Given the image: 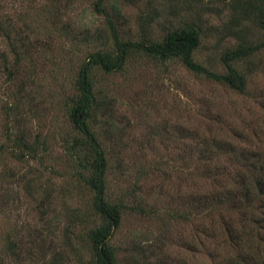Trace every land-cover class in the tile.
Returning a JSON list of instances; mask_svg holds the SVG:
<instances>
[{"label": "trees", "instance_id": "16d2710c", "mask_svg": "<svg viewBox=\"0 0 264 264\" xmlns=\"http://www.w3.org/2000/svg\"><path fill=\"white\" fill-rule=\"evenodd\" d=\"M47 1L34 20L0 14V264H120L118 231L132 216H187L188 250L205 251L204 264H264L263 148L229 155L238 165H204L206 178L190 186L189 211L172 209L137 194L141 175L120 188V158L103 120L108 78L135 60L162 69L178 62L242 93L254 55L264 50V0H185L183 13L172 7L146 20L161 36L144 40L119 34L116 1L93 2L101 25L74 26L68 18L64 27L62 0ZM214 15L221 26L207 22ZM215 35L229 41L219 50L221 73L199 55ZM62 44L71 52L63 60Z\"/></svg>", "mask_w": 264, "mask_h": 264}, {"label": "rangeland", "instance_id": "374dc122", "mask_svg": "<svg viewBox=\"0 0 264 264\" xmlns=\"http://www.w3.org/2000/svg\"><path fill=\"white\" fill-rule=\"evenodd\" d=\"M94 1L71 0L64 7L62 0V27L68 18L74 26L101 25L102 18L91 8ZM114 1L121 15L116 20L119 34L124 39L144 40L161 36V28H149L144 25L146 20L164 17L172 7V14L183 13L187 0H107V6ZM47 2L0 0V14L14 11L21 16L18 19L34 20ZM207 22L222 24L215 15ZM251 28L256 41L260 33L255 26ZM216 36L201 42L199 55L204 59L209 56L212 68L221 73L219 50L229 41ZM66 51L62 44V60L71 53ZM253 59L255 69L242 93L198 78L178 62L162 69L151 61L135 60L111 75L106 82L108 100L103 105L109 117L103 120L109 122L106 137L120 158V188L132 186L141 175L136 189L139 196L157 201L159 206L189 211L190 186L204 179V175L200 179L204 165H238L240 158L233 160L229 155L264 149V50ZM192 228L193 221L187 216L179 220L124 218L117 236L120 264H204L205 251L198 256L188 250Z\"/></svg>", "mask_w": 264, "mask_h": 264}]
</instances>
